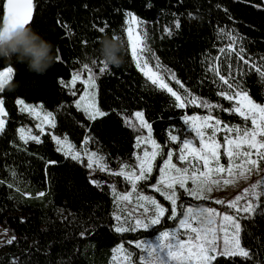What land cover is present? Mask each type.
<instances>
[{"label":"trees","instance_id":"1","mask_svg":"<svg viewBox=\"0 0 264 264\" xmlns=\"http://www.w3.org/2000/svg\"><path fill=\"white\" fill-rule=\"evenodd\" d=\"M34 4L37 7L31 27L53 43L61 59L45 75L29 72L26 64L0 62V69L13 68L18 82L14 90L0 93L7 113L6 132L0 133V180L4 181L0 183V225L8 230L10 238L17 237L13 245L0 244V264H108L111 247L126 234L115 231L111 189L115 185L116 190L128 191L131 185L123 177L108 173H99L109 182L107 185H94L90 182L93 171L85 166V157V163H80L57 151L51 133L67 135L81 152L90 149L103 155L112 171L122 165L136 167L135 157L146 147L142 144L138 148L136 138L146 135L147 130L130 127L125 118H132V113L141 110L153 125V138L162 146H177L169 140V134H179L184 127L183 116L208 114V110L195 106L174 108V98L152 85L139 71L127 42V14L132 12L142 21L138 31L148 32L151 55L158 57L160 72L174 90L183 93L171 79L172 73L192 95L228 108L232 102L218 96L220 85L213 83L216 78L209 71L218 63L213 58L221 56L219 49L227 44L226 39H221L220 30L243 37L246 58L251 57L259 65L264 57V0H34ZM177 21L181 23L179 29L174 28ZM168 30L173 34L168 35ZM105 35L119 36L123 41L124 63L120 67L109 66L101 74L99 41ZM149 63L155 70L156 59H149ZM84 64L93 69L98 104L109 113L96 121H90L75 107V99L84 87L82 81L74 87L70 84L72 73L87 77ZM243 80L252 98L264 101V87L257 74L253 72ZM18 97L41 102L53 113L56 127L45 125V132L41 133L34 126L35 118L20 110ZM212 115L228 123L243 121L219 108ZM133 122L137 123L134 118ZM19 125L40 135L41 143L24 144L19 139ZM89 136L85 145L83 141ZM39 192L45 196L38 197ZM241 223L242 245L249 251V258L218 257L220 264H264V214L251 220L241 218Z\"/></svg>","mask_w":264,"mask_h":264},{"label":"snow or ice","instance_id":"2","mask_svg":"<svg viewBox=\"0 0 264 264\" xmlns=\"http://www.w3.org/2000/svg\"><path fill=\"white\" fill-rule=\"evenodd\" d=\"M36 7L34 0H4L0 4V8L3 10L0 29L8 32L18 26H31L34 23L33 10ZM127 15L130 17L127 20V42L139 71L147 77L152 85L166 91L174 98L172 104L174 108L185 109L195 106L208 110V114L183 116L184 127L180 129L179 134H169V140L179 145L178 151L174 152L172 150L165 151L164 149L169 148V145L166 143L162 146L153 138V125L145 118L144 111H135L131 114L132 118H125V123L130 127L147 130L146 136H137L136 146L139 148L142 144L151 145V150L145 148L142 155H136L135 159L138 162L136 167L122 165L119 171H112L108 167L106 158L98 152L85 150L82 153L66 136L61 139L59 136L51 135V139L58 146L57 151L62 152L66 157L80 163H85L83 157H86L85 166L93 170L94 173H108L111 176L123 177V180L131 185V192L116 193L115 185L111 190L116 194L118 201L129 203L132 202L133 194H135L138 209H142L140 215L144 218H135L131 225L125 218L123 223H118L115 227L117 233L149 229L152 226L160 225L162 218H165V214L169 212V208L163 206L156 198L143 194L144 186H150L165 201H170V215L166 219L177 221V201L181 198L177 187L183 190V194L197 200H207L208 194L212 193L214 189L236 185L240 179L249 180L254 174L259 175L264 171L261 168V164L264 163V104L253 100L249 91L246 90L243 80L245 76L254 72L257 74L259 84L264 87V57L260 58L259 65L251 57L246 58L244 38L232 34L230 30H220L223 33L221 39H226L227 44L219 49L221 56L213 58L218 63L213 64L209 71L216 78L213 83L218 82L220 85L218 96L225 101L232 102L230 107L224 108L219 103L213 104L192 95L172 73L171 79L180 85L183 93L174 90L160 72L161 65L158 57L151 55L152 49L149 47L148 32L144 31L141 34L134 27L142 24V21L130 13ZM180 27L181 23L177 21L174 28L179 29ZM97 30L105 31L104 28ZM172 34L173 32L168 30V35ZM146 54L148 58H146ZM60 59L61 57L58 56V61ZM149 59H156L155 70L150 66ZM96 63V61L93 62V64ZM82 68L87 73V78L82 80L81 73L77 72L71 76L70 80L73 87L77 81L81 80L86 86L83 95L75 101V107L82 110L90 121L107 117L109 113L98 106L96 93L92 91L96 87V76L93 69L88 64H84ZM108 68L103 64L98 71L104 74ZM11 75H13L12 67H6L0 71V78ZM60 83L63 84L64 81L61 80ZM2 92L0 91V93ZM72 95L75 96L76 93L72 92ZM17 103L21 105L22 112H28L40 121L36 124V128L41 133L45 132L44 125H50L51 128L56 127L52 112L42 114L37 108L27 105L23 99L17 100ZM4 105V100L0 99V133L6 132V121L3 117L7 113ZM217 108L223 112L238 115L245 122V126L224 124L219 118L212 115V111ZM133 118L137 123L134 124ZM249 121L250 127L247 126ZM221 132L224 133L223 143L217 139V135ZM193 133L194 135H192ZM19 139L24 144H28L29 141L41 143L40 135L32 134L31 129L26 130L23 127L19 129ZM90 139L91 136L83 143L87 145ZM221 149H223V157L226 158L227 165L221 163ZM174 155L181 166L173 162ZM49 163L56 162L49 161ZM154 170L158 171L159 175L156 178V183L151 184ZM12 175L15 176V172ZM189 181L192 184L191 188L187 186ZM90 182L96 186L109 183L107 180L98 179L95 176ZM0 183H4V181L0 180ZM8 187L11 188L13 185L8 184ZM16 191L19 192L20 189L17 187ZM24 195L31 194L24 193ZM36 195L42 198L45 193L39 192ZM262 198H264V177L256 180L249 187L243 188L242 194L227 201V207L233 210L232 214L221 213L212 207H188L183 210V205H181L183 218L178 219V225L171 231H161L154 240L146 239L136 242L135 246L144 253L138 264H214V262L220 264L218 257L249 258V251L242 246L244 229L241 218L251 220L257 214H264V199ZM242 201L243 204H241ZM215 203L223 204L225 201L217 199ZM129 216H132V213H129ZM217 218H219V223H217ZM121 219L120 215L115 217L117 222H120ZM7 231L5 229V234ZM220 233L223 234L222 238ZM83 235L84 233H81V236ZM182 235L186 239L181 238ZM16 240L17 237L13 235L5 243L13 245ZM221 247L222 250L218 251V248ZM114 251L122 254L124 246L120 245ZM113 259L115 260L117 257L114 256ZM125 259L128 260L130 257L125 256Z\"/></svg>","mask_w":264,"mask_h":264},{"label":"rangeland","instance_id":"3","mask_svg":"<svg viewBox=\"0 0 264 264\" xmlns=\"http://www.w3.org/2000/svg\"><path fill=\"white\" fill-rule=\"evenodd\" d=\"M129 13L135 16L134 13H132V12H129ZM129 18L130 17L127 15L126 16V29L128 27L127 20ZM134 27H136L137 30H138V25H136ZM126 29H125V31H126ZM126 34H127V32H126ZM129 47H130V45H129ZM130 52H131V49H130ZM5 68L6 67L1 68L0 71H3ZM73 74L74 73H72L71 76ZM71 76L69 78L70 80H71ZM86 78L87 77H82V80L83 79H86ZM83 86L84 87H83L81 93L76 97L75 101L78 100L81 95H83L84 89L86 87L84 84H83ZM92 91H95V93H96V102L98 104V100H97V87H95V89H93ZM0 99H2V96L1 95H0ZM19 99H23V98L18 97L16 99V102ZM23 100L25 101V103L27 105L32 106V107H35L38 110H40L42 112V114L44 112H49V110L47 108H45L41 104V102H39V101H27L25 99H23ZM254 101L257 102V103H260V104H264V101H262V102L256 101V100H254ZM18 106H19V108H21V105L18 104ZM41 106H43V107L41 108ZM98 106H99V104H98ZM136 111H141V110H136ZM187 115H201V116H203V115H207V114H187ZM3 118L5 119V117H3ZM222 122L224 124L229 125V126H236V125H239L241 127H244L245 126V122L244 121L234 122V123H228V122H225V121H222ZM38 123H40V121H38V120L35 119L34 126L36 127V124H38ZM247 126H249V127L251 126L250 121L247 122ZM21 127L25 128L26 130L27 129H31L30 127H26V126L19 125L18 128H17L18 135H19V129ZM44 127H45V125H44ZM32 134H35V133H33V131H32ZM53 134L54 133H51V135H53ZM54 135L61 137V139H63L65 136L68 138L67 135H58V134H54ZM146 135H144V136H146ZM223 135H224L223 132H221V133H219L217 135V139H219L221 141V143H223ZM68 140H69V138H68ZM145 146H146L145 148H147L149 151L151 150V145H145ZM197 146H199L198 143H197ZM57 147L58 146L56 145V148ZM178 147H179L178 145L177 146H171L169 148V150H172V151L176 152V151H178ZM143 150H142V152H141L140 155L143 154ZM87 151L93 152L90 149H87ZM221 156H222L221 163H224L225 165H227V160H226L225 157H223V149H221ZM85 159H86V157H85ZM173 162L174 163H178L177 160H176L175 155L173 157ZM160 163L162 164V161ZM178 166H181V165L178 163ZM119 170H120V168L117 169V171H119ZM91 171H93V170H91ZM263 174H264V171H262L259 175H255L254 174L249 180L240 179L237 182L236 185H227V186H222L219 189H214V191L212 193L208 194V199L207 200H197L194 197H190L187 194H183V190H181V189H179L177 187V192L181 194V198L178 199V201H177L178 219L179 218H183L182 217V211L183 210H186L188 207H193V208H201V207L207 208V207H212V208L217 209V211H219L221 213L232 214L233 213V210L227 207V201H229L230 199H234V197L236 195H238V192L244 186L248 185L249 183H251L252 181H254V180H256V179H258L260 177H264ZM158 175H159V173H158V171H156L155 172V178L150 181L151 184H155L156 183V178L158 177ZM93 176H95V178L102 179V177L100 176L99 172H95L94 173V171H93L92 178H93ZM187 186L189 188L192 187L191 181L188 182V185ZM131 190L132 189L130 187V189L128 191H119V190H116V193L131 192ZM138 191H141V190L138 189ZM142 191H143V194L144 195L153 196L163 206H165L166 208H169V212L165 214V218H162V223L160 225L152 226L149 229H138V230H147L148 231L147 234H139L137 232L138 230L137 231H128V232H126V234L122 238H120L111 247V256H110V259H109L108 264H138V262L140 261V257L143 256L144 253L141 251V249H139V248H137L135 246L136 245V242L143 241V240H146V239L147 240H154L156 238V236H158L161 231H171L175 226L178 225V219H177V221H172V220L166 219V217L168 215H170V207H171L170 201H165L163 199V197L159 193H156L154 191V189H152L150 186H148L147 189L142 190ZM113 197H114V204H115L114 209H113V213H114L115 217L117 215H120L121 218H122L120 222H117L115 220V224H114L115 227L118 225V223H123V221H124L125 218L128 219V224L129 225H131V224L134 223L135 218H142V219L144 218V217H142L140 215V213L142 212V209H138L137 202H136V198H135V194H133V198H132V202L131 203H129L127 201H118L117 198H116V194H114V193H113ZM217 199L224 200L225 203H223V204H216L215 203V200H217ZM243 203L244 202L242 201L241 204H243ZM181 205H183V210L181 209ZM129 213H132V216H129ZM217 223H219V218H217ZM125 226H128V225H125ZM222 235L223 234L220 233L221 238H222ZM9 238H10L9 233L7 232V234H5V229L0 225V244L3 243V242H5ZM181 238L186 239V237H184L183 235L181 236ZM220 243H221V246H222V239H221ZM120 245H123L124 246V252L122 254H119V253H117V252L114 251ZM220 250H222V247L221 248H218V251H220ZM114 256H116L117 259L114 260L113 259ZM125 256H129L130 259L126 260L125 259Z\"/></svg>","mask_w":264,"mask_h":264},{"label":"clouds","instance_id":"4","mask_svg":"<svg viewBox=\"0 0 264 264\" xmlns=\"http://www.w3.org/2000/svg\"><path fill=\"white\" fill-rule=\"evenodd\" d=\"M100 57L108 67H120L124 63L123 43L119 36H103L100 41ZM59 53L53 43L31 26H18L8 32L0 29V62L26 64L29 72L45 75L58 61ZM94 62V61H93ZM18 87L14 75L0 78V91Z\"/></svg>","mask_w":264,"mask_h":264},{"label":"water","instance_id":"5","mask_svg":"<svg viewBox=\"0 0 264 264\" xmlns=\"http://www.w3.org/2000/svg\"><path fill=\"white\" fill-rule=\"evenodd\" d=\"M4 2V1H3Z\"/></svg>","mask_w":264,"mask_h":264}]
</instances>
